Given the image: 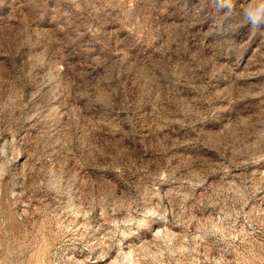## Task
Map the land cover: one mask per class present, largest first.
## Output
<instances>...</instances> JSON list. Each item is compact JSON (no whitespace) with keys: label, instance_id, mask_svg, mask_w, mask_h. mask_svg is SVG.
Segmentation results:
<instances>
[{"label":"clouds","instance_id":"clouds-1","mask_svg":"<svg viewBox=\"0 0 264 264\" xmlns=\"http://www.w3.org/2000/svg\"><path fill=\"white\" fill-rule=\"evenodd\" d=\"M88 34L89 41L78 43ZM150 38L160 43L143 59L161 61L156 55L161 49L168 57L151 64L154 86L140 72L142 62L135 76L120 80V72L127 74L141 56L132 49ZM45 44L55 57L54 92L43 91L31 76L33 50ZM65 66L70 75H61ZM170 88H180L187 103L172 99ZM141 103L152 105L153 124L166 117V126L186 129L185 151L196 156L209 154L210 133L223 153L238 136L248 139L264 128V0H0V264H40L47 252L30 206L35 191L45 188L42 175L52 152L62 153L61 172L68 169L69 183L79 180L90 191H107L100 204L111 212L99 226L105 228L101 244L120 264H141L147 259L143 251L156 248L162 233L181 223L173 193L162 194L157 186L166 182V173L151 188L143 178L133 179L140 169L133 172L132 153L143 143L136 137L153 126ZM97 106L128 113L123 123L132 127L120 141L84 139L102 123L93 126L85 116ZM46 108L67 115L71 130L43 139L37 125ZM125 138L131 143L124 145ZM260 161L264 149L242 163ZM91 176L101 179L90 182ZM106 176L111 180L103 181ZM257 189L264 191L257 185L253 192ZM213 247L219 264H264V221L249 224L238 241L218 238Z\"/></svg>","mask_w":264,"mask_h":264},{"label":"rangeland","instance_id":"rangeland-1","mask_svg":"<svg viewBox=\"0 0 264 264\" xmlns=\"http://www.w3.org/2000/svg\"><path fill=\"white\" fill-rule=\"evenodd\" d=\"M90 38V34L85 35L78 43L87 42ZM158 43L160 41L157 38H150L146 43L137 44L132 52L141 53L137 58L138 63L131 65L127 74L120 72L119 79L126 80L129 75L135 76L142 62L145 67L139 70L145 81L149 82L148 86L153 87L154 84L150 82L151 64L163 62L168 57L163 49L156 53L161 56V61L151 56L146 60L143 57ZM96 47L101 45L97 43ZM52 52L50 44L38 45L32 53L30 70L34 84H39L43 91L52 89L54 92L53 85L57 81ZM71 71L65 66L61 69V75H70ZM23 94L26 97L30 95L29 86H25ZM168 94L178 103H187L185 93L180 88H170ZM138 96L142 101L143 96ZM140 109L145 113L144 119L153 124L152 105L141 103ZM45 113V119L37 125L43 139L55 140L60 135L58 129L71 130L73 122L67 115L48 108ZM126 115L128 113L119 108L115 111H106L100 106L91 109L85 113L88 121L93 126L97 122L102 123L95 127L93 137L84 139L120 141L123 134L132 127L123 123ZM160 116L163 117V113ZM74 119L79 120L78 113ZM155 119L156 123L151 128L141 129L140 135L136 137L137 141L143 140V143H136L137 151L132 153L135 165L133 172L140 169L133 179L143 178V185L151 188L157 176L166 173V182L157 186L161 188L162 194L173 193L181 223L163 232L156 248L143 251L147 259L142 260L141 264H219L220 257L213 247L218 238L238 241L239 237L246 234L249 224L258 226L260 221H264V191L257 189L253 192L257 185L264 188V183H261L264 180V161L242 163L252 160L264 149V128L255 129V134L248 133V139L243 135L238 136L232 147L223 153L219 150L217 137L210 133L206 141L209 154L196 156L185 151L188 146L181 138L186 129L178 123L166 126V117ZM136 127L139 128V125ZM122 143L128 145L131 141L125 138ZM173 143L175 147H172ZM63 159L62 153L52 152L49 157L51 165L45 167L42 175L45 188L36 190L31 201V210L35 212L34 223L42 230L41 243L47 249L40 264H92L87 259L89 256L95 264H108L109 260L120 264L115 252L105 253L101 244L105 228L99 226L111 212V209L100 204L101 198L107 197V191H90L79 180L69 183L68 169L64 168L63 174L61 172ZM209 170L211 174H208ZM98 179L101 178L91 176L90 182ZM102 180L110 181L111 176L103 177ZM15 191L22 189L16 188ZM28 195L32 196L33 193ZM108 199L111 200L110 197ZM54 240L59 247L55 246Z\"/></svg>","mask_w":264,"mask_h":264}]
</instances>
